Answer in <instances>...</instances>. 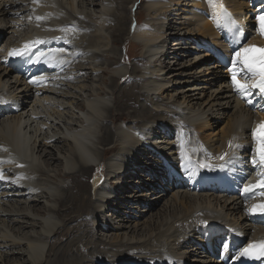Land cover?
<instances>
[{
	"label": "bare ground",
	"instance_id": "obj_1",
	"mask_svg": "<svg viewBox=\"0 0 264 264\" xmlns=\"http://www.w3.org/2000/svg\"><path fill=\"white\" fill-rule=\"evenodd\" d=\"M135 2L0 0V98L22 106L20 113L0 120L3 262L17 251L24 259L13 260L16 264H218L212 259L227 230L245 241L264 239L257 215L249 211L256 201L237 187L243 172H264L253 135L264 121V104H257L253 95V107L244 103L232 85V72L222 71L220 64L229 63L232 69L235 51L217 22L223 4L248 24V16L264 13L263 0H138L133 12ZM123 8L132 11L131 18L137 13L136 24ZM252 30L248 27L249 37ZM57 35L61 41L53 40ZM36 39L46 41L39 54L54 44L67 47L69 54L55 48L44 56L39 64L52 65L57 59L63 75L48 74L47 80L40 75L39 85H31L7 66L8 52ZM169 39H176L169 45L172 58L164 52ZM114 46L124 47L123 58ZM191 51L193 61L175 65ZM30 57L17 65H28ZM207 60L214 66L206 67ZM167 65L178 72L173 81L164 79ZM109 68L115 79L107 80L103 90L95 89L100 73ZM34 72L28 69L27 74L32 78L38 75ZM237 78L243 82L242 76ZM116 79H125L129 94L142 95L137 108L121 111L118 93H126L120 92L122 86L116 88ZM173 84L177 88L170 91ZM228 113L219 137H202L209 120L221 121ZM108 123L118 124L111 128ZM183 132L189 136L181 144ZM190 132L197 133L200 146L192 143ZM224 162L237 177L218 170ZM50 164L56 170L52 174L46 171ZM127 192L131 194L124 196ZM126 209L130 218L123 216ZM112 210L113 223L106 217ZM132 219L142 223L132 227ZM34 228L38 231L20 234ZM101 228L113 234L100 238ZM211 243L214 249H209ZM83 245H91L98 262L81 258ZM113 250L125 255L104 256Z\"/></svg>",
	"mask_w": 264,
	"mask_h": 264
},
{
	"label": "rangeland",
	"instance_id": "obj_2",
	"mask_svg": "<svg viewBox=\"0 0 264 264\" xmlns=\"http://www.w3.org/2000/svg\"><path fill=\"white\" fill-rule=\"evenodd\" d=\"M137 3H138V0H136V2H135V7H134V9L132 10L133 12L135 11V8H136V5H137ZM126 7V6H125ZM126 8H123V12L125 11L126 12V15L129 13V12H132L131 10H129V11H127V10H125ZM137 9V8H136ZM136 12V11H135ZM136 14L137 13H135V16H133L132 18H131V16L132 15H130V14H128V16H126L127 18H128V20L130 21V22H132V23H134V24H136L135 23V20H136ZM97 15V14H96ZM177 18V17H176ZM174 19V22L175 23H179L180 21L178 20V18L177 19ZM129 23V22H128ZM142 24V23H141ZM140 24V25H141ZM112 25V24H111ZM110 25V26H111ZM132 26H133V24H132ZM183 32V31H182ZM176 39H169V42H168V44L166 45V48L164 49V52H171L172 53V55L170 56H168L169 58H172L173 57V53H175L174 52V50H172L173 48L171 47V46H169V45H172V43L175 41ZM123 44V43H122ZM188 44H192V43H188ZM119 45V44H118ZM182 46H185L184 44L182 45ZM185 47H187L188 48V46H185ZM123 49H124V47H122V46H114V48H113V50H115V51H117L118 52V57L120 58H123ZM192 55H190L188 58H184L182 61H179V63H175V65L177 66V65H179L181 62L182 63H184V62H187V61H193V60H191V59H193V58H195V56H196V54H195V51H191L190 52ZM194 55V56H193ZM112 55L111 54H109V56H107V59H109L110 57H111ZM192 57V58H191ZM208 61V60H207ZM106 62H108L107 60H100L99 61V64H105ZM137 63H139L140 64V61L139 60H137ZM85 64V63H84ZM138 64V65H139ZM212 64V65H211ZM139 66H141V65H139ZM175 66V67H176ZM210 66H214V61H208V63H206V67H210ZM123 68L122 69H124L125 67H128V66H122ZM170 68V67H169ZM169 68H168V65H167V69L164 71V76H166V77H164V79L165 80H170V81H173V78H171V76L173 75V74H175V73H177V75H178V72H177V70H173V68L171 69V70H169ZM110 70H107V74H102V73H100V76H99V79L101 80V81H99V80H97V81H99L98 82V85L96 84V83H94V85H95V89H97V88H101V90H103V88L105 87L104 86V84H106L107 83V80H109L110 78V80H114L115 79V77H113L112 78V76L115 74L112 70H111V68H109ZM169 71H170V73H169ZM98 74H99V72H97ZM167 78V79H166ZM117 80V79H116ZM178 80V79H177ZM124 81H125V79H121L120 81L119 80H117V84H116V88H119V87H121L120 88V92H124V93H126V96H124V97H121V94L120 93H118L119 94V99H118V101H119V104H120V106L122 107V110L121 111H124L125 109H129V108H132V107H135V108H137V106H138V103H139V101H141V99H142V95H140V96H138V97H136V96H134V95H131V94H129V92L126 90V89H124V86L125 85H123V83H124ZM177 85L175 84V86H174V84L173 85H171V87H170V91H172V90H175L177 87H176ZM85 87H86V89H90L91 88V86H90V83H88V82H86L85 83ZM116 88H114V90H116ZM141 89H142V84H140L139 85V92H141ZM127 91V92H126ZM135 93H136V91H135ZM82 95H85V93L84 94H82ZM137 99V100H136ZM113 100L115 101V95H114V97H113ZM203 101H205V98H203V100L201 101V102H203ZM201 102H199V103H201ZM149 110H153V109H155L154 107H152L151 105H149L148 107H147ZM72 110H74L73 108H72ZM127 112V111H126ZM228 115H230L229 113L227 114V116H226V118L224 119V118H222V119H220L221 121H211V120H209V123H210V128L209 129H207V130H203V133H202V137L203 136H210V138H214V137H219L220 136V131H222V129L224 128V126L226 125V123H227V117H228ZM121 118L122 117H118L117 118V121H119V120H121ZM174 122L176 123V124H178L179 122H180V120L179 119H175L174 120ZM156 123H160V121L159 122H156ZM116 124H118V123H111V124H109L108 123V126L109 127H111V128H113V127H115V125ZM146 126H149V125H146ZM220 128V129H219ZM191 133V132H190ZM197 139H200L199 137H198V135H197V133H194V134H192L191 133V141H192V143H194V144H197L198 146H200L201 144H200V141L199 140H197ZM171 141H173L172 139H171ZM170 141V142H171ZM165 145V144H164ZM164 145H161V146H164ZM60 147L61 146H59V148H58V150L60 149ZM101 148V147H100ZM53 149H54V147H53ZM54 151L57 153V150L56 149H54ZM54 162V161H53ZM56 165H57V162H54ZM51 165V164H50ZM52 166V165H51ZM54 166H52V167H47V168H50V169H46V171L50 174H52V170L53 171H56L54 168H53ZM88 178V177H87ZM146 178V177H145ZM139 181V179L137 178H133L132 179V181ZM58 181V180H57ZM141 181V180H140ZM159 182H162V180L161 179H159L158 180ZM84 183H86V182H83V184ZM162 184L164 185V183L162 182ZM130 187H132L131 185L129 186L128 185V188H130ZM127 191V190H126ZM125 192V191H124ZM76 193V191H74L72 194H75ZM131 194V192H127L126 193V195H124V196H128V195H130ZM151 198V197H150ZM44 203H45V201H44ZM51 205H53V204H51ZM180 205V204H179ZM177 206L178 208H180V206ZM136 207H138V206H136ZM142 209H144L143 207H141V206H139L138 207V210H142ZM163 211V210H162ZM160 212L161 214H163V212ZM170 211V210H169ZM113 212H115V210H112L111 211V213H109V212H107V220L108 221H110V222H112L113 223V221L111 220V218H109V215L111 214L112 216H113ZM128 212H129V210L128 209H126L125 211H124V217H129L128 215H130V214H128ZM138 212V211H137ZM137 212H135V211H131V213H133V215L134 214H137ZM64 214H69V212H66V213H64ZM143 215V214H142ZM115 217V216H114ZM136 217H139V214L136 216ZM130 218V217H129ZM113 219V218H112ZM114 220V219H113ZM114 222H116V221H114ZM131 222H132V227L134 226V224H136V223H138L139 222V224L140 223H142V221H140V220H134V219H132L131 220ZM86 223V221H83V223L82 224H85ZM83 226H87V230L90 232V225H83ZM89 228V229H88ZM31 231H38V229L37 228H34L33 230H30V229H25V230H21L20 231V234L22 233V235H27L29 232H31ZM124 232V231H123ZM123 232H119V233H123ZM97 233L98 234H100V238H103V239H105L106 237L107 238H109L113 233H107V231H105V230H103L102 228L101 229H98V231H97ZM127 234H128V232H127ZM21 235V236H22ZM108 240V239H107ZM89 242V241H88ZM88 242H86V243H88ZM110 242L111 241H106L105 242V245H108V244H110ZM89 244V243H88ZM20 249H22V248H20ZM80 249V251L82 252V254L81 255H85V256H81V258L83 259V260H85V261H97V259L96 258H94V257H92L91 256V245H88V247L87 246H82L81 248H79ZM48 250V245H46V247H45V250H44V252L46 253V251ZM84 252V253H83ZM86 252H89V253H86ZM112 253H114V254H112ZM17 254H19V255H17ZM110 255V256H109ZM122 255H125V253H123V251L122 252H118V251H115V250H113L112 252H110V253H105L104 254V256H107V257H110V258H113V259H115V257L118 259V258H120V257H122ZM21 258L22 259H24L23 258V256L21 257V255H20V253H17V251H16V254L15 255H13V256H8L7 258H6V260H8V262H3L4 260L3 259H1L0 260V264H16V263H22L21 261ZM93 259V260H92ZM13 260H15L16 261V263L13 261ZM98 262V261H97Z\"/></svg>",
	"mask_w": 264,
	"mask_h": 264
},
{
	"label": "snow or ice",
	"instance_id": "obj_3",
	"mask_svg": "<svg viewBox=\"0 0 264 264\" xmlns=\"http://www.w3.org/2000/svg\"><path fill=\"white\" fill-rule=\"evenodd\" d=\"M223 6L221 5V8ZM37 21L42 20V17H36ZM258 24H259V31L262 35H264V14L258 15L256 17ZM234 26V22H233ZM63 30V29H61ZM242 32V30H240ZM46 43V41L42 39H36L34 41H29L24 43L22 48L20 49H12L8 52V56L11 57H20L22 55H26L27 52L31 51L36 46ZM253 51L252 48L246 47V48H240L239 50L235 51V55L232 58V69L230 71L232 72V85L235 89V91L241 95L242 99H245L249 104H252L251 95L253 94L252 90L258 89L259 93L261 95H264V72H258L255 65L257 63V60L252 58L250 56V53ZM262 61H264V58H261ZM236 67L240 68V72H236ZM238 76L243 77V82H241L240 79H238ZM249 79H251V82L249 83ZM30 83H36L35 80L30 81ZM0 102H3L2 98H0ZM264 110V109H262ZM259 127L264 128V124L260 125ZM254 138L256 137V132L253 133ZM261 147L258 149V155H259V165L264 166V141H260ZM231 146V145H230ZM226 155V154H225ZM220 160H224L225 156L219 157ZM253 164H256V160H253ZM208 165H205L203 163L200 164V167H207ZM225 165H221V168H223ZM3 174L0 172V179H3ZM261 179H264V176L261 177ZM255 187V185H246L244 187V192L247 193L251 191V189ZM257 209H260L261 211H264V206L254 205L251 209H249L250 212H255ZM205 227H208V223L202 222ZM254 245H249L248 248H245L240 255L246 256L250 254V249L254 248ZM258 255L264 256V243L260 246V252Z\"/></svg>",
	"mask_w": 264,
	"mask_h": 264
}]
</instances>
